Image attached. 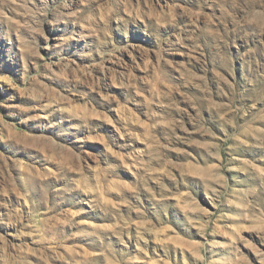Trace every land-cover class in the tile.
Masks as SVG:
<instances>
[{
  "label": "clouds",
  "instance_id": "1",
  "mask_svg": "<svg viewBox=\"0 0 264 264\" xmlns=\"http://www.w3.org/2000/svg\"><path fill=\"white\" fill-rule=\"evenodd\" d=\"M0 264H264V0H0Z\"/></svg>",
  "mask_w": 264,
  "mask_h": 264
}]
</instances>
